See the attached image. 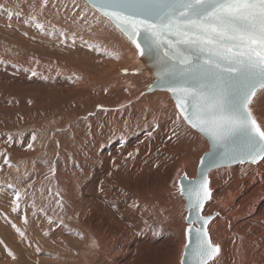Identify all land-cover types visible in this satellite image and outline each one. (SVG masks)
<instances>
[{"label": "rangeland", "instance_id": "rangeland-1", "mask_svg": "<svg viewBox=\"0 0 264 264\" xmlns=\"http://www.w3.org/2000/svg\"><path fill=\"white\" fill-rule=\"evenodd\" d=\"M0 6V29L6 26L16 33L18 28L39 27L36 33L30 31L35 35L30 44L36 42L35 48L30 46L38 58L28 61L26 67L41 62L40 57L46 61L41 70L24 73L12 60L31 59L32 52L22 51L29 47L26 40L21 39L24 46L14 44L12 38L0 34V49L10 53L3 38L13 46V50L7 46L13 55L0 60V264H179L186 212L177 194V178L182 173L196 176L198 159L208 150L206 139L186 125L176 107L162 111V100L173 101L167 91L147 93L142 101L152 107L140 108L135 100L153 78L138 63L137 50L126 36L134 52L119 57L112 44L115 41L101 39L103 29L95 27L77 44L54 42L55 29L49 24L46 27L47 22L39 17L48 15L52 20L56 13L64 16L65 22L75 17L81 21L83 13L116 28L86 1L0 0ZM64 28L71 30L77 25L69 22ZM58 45H64L66 53L59 54ZM96 48L118 57L119 63L89 75L87 69H95L94 64L82 63L78 52ZM138 77L146 79L140 88L133 86ZM103 100L112 101L106 104ZM113 102L117 103L111 107ZM12 127L15 129L10 130ZM134 144L136 148H132ZM115 145L118 147L113 148ZM183 158L188 161L180 166ZM188 163L193 164L192 169L185 167ZM246 163L214 169L209 175L211 193L218 185L223 188L227 184L233 167ZM218 211H206V215ZM228 233L229 223L224 222L222 234ZM70 236L74 238H67ZM95 236L101 238L99 249ZM101 247L105 252L100 255Z\"/></svg>", "mask_w": 264, "mask_h": 264}, {"label": "snow or ice", "instance_id": "snow-or-ice-1", "mask_svg": "<svg viewBox=\"0 0 264 264\" xmlns=\"http://www.w3.org/2000/svg\"><path fill=\"white\" fill-rule=\"evenodd\" d=\"M101 7L141 55L163 49L160 77L179 115L222 148L224 159L264 160V125L251 107L264 92V0H102ZM181 194L193 213L212 196L203 177ZM210 219L195 215L186 230L194 232L195 264L220 252L209 238Z\"/></svg>", "mask_w": 264, "mask_h": 264}, {"label": "bare ground", "instance_id": "bare-ground-1", "mask_svg": "<svg viewBox=\"0 0 264 264\" xmlns=\"http://www.w3.org/2000/svg\"><path fill=\"white\" fill-rule=\"evenodd\" d=\"M23 5V4H22ZM24 6V5H23ZM22 6V7H23ZM47 10V9H46ZM26 11V10H25ZM87 11V9L85 10V12ZM89 11V10H88ZM27 12V11H26ZM54 12V11H53ZM87 13V12H86ZM85 13V14H86ZM52 14V13H51ZM49 14V15H51ZM92 14V13H91ZM28 16H30V14H28ZM23 17V16H22ZM27 17V16H25ZM105 17V16H104ZM40 20H44L46 21L47 23L45 24L46 27L47 25H51L54 30V34L52 33V35H54L56 41L54 40L55 43L58 44V42L60 41H66V40H69V41H72V42H75L77 44V41L80 39L81 36H88V33H92L93 32V27H95L96 29L98 30H102L101 33L99 34V37L101 39H104V40H109V41H115L114 43H112L115 47H116V50L118 52V57L123 54V52H126V51H131L133 50L132 47L130 48V44L129 42H127L126 40V37L125 35L120 31L119 28H110L106 22L100 20L99 18H96L94 19L93 16L91 15L88 16V15H84L83 13L80 14V18H81V21H79L77 19V17L75 18H71L69 19V21L65 22L64 21V16L62 15H59V14H53L52 16V20H51V16H46L45 18H42V17H39ZM24 19V18H23ZM108 19V18H107ZM27 20V19H26ZM42 20V21H43ZM109 21V19H108ZM107 21V22H108ZM11 22V21H10ZM69 22H73L74 24L77 25V28L75 29H71V30H67L66 28H64V25L66 23H69ZM111 22V21H110ZM7 25L10 26V24L7 23ZM29 26V24H28ZM27 26V27H28ZM26 27V28H27ZM17 28V27H15ZM36 28H39L37 25L36 26H33V25H30V27H28L27 29H22V28H18L16 30H18L17 32H19L17 34V32L15 33V31H12L14 30L13 28L9 29V27H6V26H3L1 29H0V34H5V38L7 37L8 39L12 38V43L14 44H20V45H23L21 43V39L24 38L26 40L25 42V45H28V49L26 50L25 47H23L22 51H25V52H28V54L30 52H32V55H31V59H24L23 61H19V60H16V58L13 57V62L16 63V61L18 62V65L22 66L20 68H23L24 70H22L24 73L28 74L27 70L28 71H36V69L38 70H41V68L43 67V63L44 62V58L41 59L40 57V60L41 62H38L36 64H33L31 67H26V64L28 61H31L33 60V58L35 57L36 60L38 57H36V53H34V51L32 50V45H34L32 43V45L30 44L31 40L30 38L31 37H35L34 34H31V33H36L35 31ZM119 32H117L116 30ZM44 30V29H43ZM24 31H26V33H23ZM28 31V33H27ZM31 31V33H30ZM46 32V34L49 33L48 30H44ZM51 31V30H50ZM38 32V31H37ZM56 32H60V33H56ZM30 33V34H29ZM40 33V32H39ZM111 33V34H110ZM122 36H121V35ZM42 35V34H41ZM43 36V35H42ZM47 36V35H46ZM38 37L40 38V36L38 35ZM125 39H124V38ZM5 38L4 39V42H5V46H6V49L7 51H9L10 53H5L3 51V49H0V60L3 59H9L13 54V46L8 43V41L6 42L5 41ZM52 38V37H51ZM1 39V38H0ZM34 39V38H33ZM48 39V38H47ZM53 39V38H52ZM100 39V41H101ZM43 40V39H42ZM49 40V39H48ZM41 41V40H40ZM51 41V40H50ZM84 41V39H83ZM10 42V41H9ZM34 42V41H33ZM43 42V41H42ZM81 42V41H80ZM38 43V42H37ZM95 43V42H94ZM9 44V45H7ZM63 44V43H62ZM70 44V43H69ZM86 44V43H85ZM101 44V43H100ZM3 45V44H2ZM32 47H31V46ZM39 45V44H38ZM43 45V44H42ZM48 46V43H45V46ZM68 45V44H67ZM79 45H81L79 43ZM105 45V44H104ZM7 46L9 47L7 48ZM24 46V45H23ZM40 46H41V43H40ZM39 46V48H41ZM44 46V45H43ZM64 45H58L57 47V52H59V54L61 53H66L65 52V49L63 48ZM71 46V44H70ZM85 46V45H84ZM55 47V48H56ZM83 47V45H82ZM114 47V48H115ZM35 48V47H33ZM38 48V46H37ZM36 48V49H37ZM45 48V47H43ZM50 48V47H49ZM66 48V47H65ZM69 48V47H68ZM77 48V47H76ZM79 48V47H78ZM102 48V47H101ZM101 48H96L95 51L93 50V52H89V50H86L84 52H82L81 50L78 52V56L80 57V59L82 60V63H92L94 64V67L95 69H87L89 70L90 72H87V74L89 75H95L96 71L97 70H100V69H103V71H106L108 68H112L113 66H115L116 64L119 63V60H118V57H111V56H108V52H105L103 51ZM47 49V48H46ZM46 49L44 51H46ZM52 49V47L50 48ZM54 49V48H53ZM52 49V50H53ZM80 49V48H79ZM4 50H5V47H4ZM35 50V49H34ZM40 50V49H39ZM76 50V49H75ZM74 50V51H75ZM92 50V49H91ZM115 50V49H114ZM36 51V50H35ZM54 52L55 49L53 50ZM41 52V51H40ZM71 52V48H70V51ZM68 52V53H69ZM112 52V51H111ZM131 52H134L131 51ZM103 53V54H102ZM42 53H40L41 55ZM44 54V53H43ZM50 54V53H49ZM30 55V54H29ZM39 55V53H38ZM39 55V56H40ZM47 55V52L46 54ZM33 56V57H32ZM49 56V55H48ZM68 58V57H67ZM46 59V58H45ZM97 59V62H95V60ZM36 60L34 59L33 61L36 62ZM47 60V59H46ZM66 60V59H65ZM48 61V60H47ZM58 61V60H57ZM85 61H90V62H85ZM20 62V63H19ZM60 62V61H59ZM32 63V62H31ZM46 63V61L44 62ZM49 63V62H48ZM71 63V62H70ZM8 64V63H7ZM10 64V63H9ZM56 64V63H55ZM30 65V64H29ZM15 66V65H14ZM7 67V66H5ZM16 67V66H15ZM60 67V66H59ZM11 68V66H10ZM13 68V67H12ZM19 68V67H18ZM26 70V71H25ZM6 71V70H5ZM146 71V70H145ZM9 72V71H8ZM17 72V71H16ZM148 73V72H147ZM12 74V73H10ZM19 74V73H18ZM21 74V73H20ZM153 78V77H152ZM148 80V79H147ZM146 79H143V77H138L136 79H134L133 81V86L135 84L136 87H139L141 86V84L143 82H145ZM153 81H154V78H153ZM152 81V82H153ZM151 82V83H152ZM150 83V84H151ZM149 84V85H150ZM131 85V84H130ZM138 85V86H137ZM157 91V90H155ZM154 94V93H153ZM147 94H142V96L140 98H138L137 100L135 101H139V104L140 105V108H143L144 106L146 107H152L150 106L149 102H143L142 101V97ZM156 95V94H155ZM263 95H264V92H260L258 90V94L256 97H254V103L253 105H251V107L253 108V111H254V114H258L260 113V117L258 118V120L260 121V123L262 125H264V103H263ZM166 96V95H164ZM167 96L169 97V95L167 94ZM136 99V98H135ZM144 99V98H143ZM166 99V98H165ZM257 99H261V100H257ZM125 100V99H124ZM128 100V99H126ZM112 101V100H111ZM111 101L109 103H111ZM104 102V100H103ZM127 102V101H126ZM106 103V102H104ZM108 103V102H107ZM106 103V104H107ZM108 103V104H109ZM114 103V102H113ZM117 102H115L114 104L111 105V107H113V105H115ZM138 103V102H137ZM105 104V105H106ZM136 104V103H135ZM134 104V105H135ZM161 104L164 105L162 111H164L165 113L167 111H170V109L173 110V107L175 108L173 101L172 103L169 102L167 99L165 101H161ZM95 106V105H94ZM147 109H151V108H147ZM256 110V112H255ZM113 111V110H112ZM160 111V110H159ZM97 112V111H96ZM114 112V111H113ZM136 112V111H135ZM94 113V112H93ZM131 114H135V113H132L130 112ZM152 113V112H150ZM113 114V113H112ZM140 116V115H139ZM262 116V117H261ZM50 117V116H49ZM91 117V116H90ZM134 117H136V115H134ZM106 118V117H105ZM115 119H118V118H115ZM125 119V117L123 118ZM137 119V118H136ZM119 120V119H118ZM129 120V119H128ZM138 120V119H137ZM147 120V119H146ZM117 122V121H116ZM122 122V120H121ZM126 122V121H125ZM111 123V122H110ZM119 123H120V120H119ZM125 124V123H124ZM96 125V124H95ZM115 125V124H114ZM120 125V124H119ZM123 125V124H122ZM126 125V124H125ZM124 126V125H123ZM122 128V126L120 127ZM11 129H15V128H10ZM109 132V130H108ZM128 132V131H127ZM136 136V134H135ZM139 138V137H138ZM134 141V140H133ZM137 141V140H136ZM135 141V142H136ZM132 142V141H131ZM129 142V143H131ZM137 143H139L137 141ZM123 144V143H122ZM127 144V143H126ZM140 144V143H139ZM2 145V144H1ZM0 145V146H1ZM8 145V144H7ZM132 145V144H131ZM128 146V150L130 149V147L132 146ZM136 144H134V146L132 148H136L135 146ZM122 146V145H121ZM124 146V145H123ZM140 146V145H139ZM138 146V147H139ZM142 146V145H141ZM118 146L115 145V147L113 148H116ZM143 147V146H142ZM141 147V148H142ZM146 147V146H145ZM21 148V147H20ZM120 148V147H119ZM127 148V147H126ZM147 148V147H146ZM145 148V150H146ZM162 148V147H161ZM24 149V148H23ZM100 149V148H99ZM106 151L107 148H105ZM109 149V148H108ZM138 149V148H137ZM144 149V148H142ZM141 149V150H142ZM150 149V148H149ZM208 149V148H207ZM92 150V149H91ZM112 151L115 150L116 152V149H111ZM109 150V152L111 151ZM122 150V149H121ZM161 150V149H160ZM165 150V148H164ZM118 151V150H117ZM146 151H149V150H146ZM154 151V150H153ZM119 152V151H118ZM133 152V151H132ZM131 152V154H132ZM151 152V151H150ZM156 152V151H155ZM166 152V150L164 151ZM96 153V152H95ZM126 153V152H125ZM141 153V152H140ZM143 153V152H142ZM148 153V152H147ZM108 153H106L107 155ZM111 154V153H110ZM113 154V153H112ZM123 154V153H122ZM104 155V154H103ZM116 156V154H114ZM121 155V154H120ZM123 155H126V154H123ZM162 155V154H161ZM127 156V155H126ZM124 156V159L125 157ZM129 156V155H128ZM157 156V155H156ZM187 156V155H186ZM103 157V156H102ZM109 157V156H108ZM132 157V156H131ZM140 157V156H139ZM138 157V158H139ZM118 158V157H117ZM200 158V157H199ZM120 159V158H118ZM162 159V158H161ZM104 160V159H103ZM121 160V159H120ZM126 160H129L128 158ZM181 161V159H179ZM186 160V158H185ZM184 158L181 162H179V165L180 166H183L184 164H186V161L185 162ZM106 161V159H105ZM111 161V160H110ZM119 161V160H118ZM124 161V160H123ZM109 162V161H107ZM112 162V161H111ZM120 162V161H119ZM141 162V161H140ZM195 162V161H194ZM104 163V162H103ZM132 163V162H131ZM178 163V162H177ZM248 163V162H247ZM245 166H236V168L232 169V176H230L228 178V182L225 186H223V188L221 187V185L218 187H216L214 189V191L212 192V196H211V199L208 200L204 207H203V210H202V214L203 215H206V211H211L214 209H219V211L217 212V215H215L211 220L210 222L208 223V226H207V230H208V234H209V237L210 239L212 240V242H217L218 245L220 246V252L218 255L215 256V258L213 260H211L210 262H208V264H225V262H228L229 264H264V160H260L257 164L255 165H251V164H247ZM106 163H104L105 165ZM109 164V163H108ZM120 164V163H119ZM140 164V163H138ZM137 164V166H138ZM196 164V163H195ZM239 164V163H238ZM111 165V164H110ZM127 165V164H126ZM144 165V164H143ZM236 165V164H235ZM136 166V167H137ZM180 166L178 168H180ZM108 167V166H107ZM106 167V168H107ZM111 167V166H110ZM117 167V166H116ZM115 167V168H116ZM139 167V166H138ZM142 167V166H141ZM185 167H188V169H192L193 167V164L192 163H188L187 166ZM195 167V166H194ZM227 167V166H226ZM245 167V168H244ZM114 166H113V169H115ZM124 168V167H123ZM133 168V167H132ZM135 168V167H134ZM143 168V167H142ZM196 168V167H195ZM220 168V167H219ZM78 169V168H77ZM140 169V168H139ZM138 169V170H139ZM186 169V168H185ZM217 169V168H215ZM175 170V169H174ZM173 170V171H174ZM179 169H177L176 171V174L178 173V177L180 176L179 175V172H178ZM109 171V170H108ZM214 171L211 170L208 174V177L209 175L213 174L212 172ZM137 172V171H136ZM76 173V172H75ZM175 173V172H174ZM215 173V172H214ZM217 173V172H216ZM108 174V173H107ZM183 174V173H182ZM181 174V175H182ZM196 174V172H195ZM192 175V174H191ZM190 175V176H191ZM97 176V175H96ZM189 177V174L187 175ZM192 177V176H191ZM190 177V178H191ZM195 177V175H194ZM193 177V178H194ZM99 178V177H98ZM95 179V178H94ZM179 178H177L178 180ZM97 180V179H96ZM94 181V180H93ZM96 183V182H95ZM175 184V183H174ZM215 184V183H214ZM94 185V184H93ZM216 185V184H215ZM133 187V186H132ZM129 188V187H127ZM135 187H133L134 189ZM137 188V187H136ZM210 188V186H209ZM212 188V187H211ZM132 189V191H133ZM135 190V189H134ZM212 191V190H211ZM87 194V193H86ZM179 194V192L177 193ZM88 195V194H87ZM180 195V194H179ZM91 196V195H90ZM181 196V195H180ZM88 198V197H87ZM90 198V197H89ZM182 198V196H181ZM183 199V198H182ZM87 200V199H86ZM88 201V200H87ZM128 202V200H126ZM184 201V199H183ZM127 204V203H126ZM129 204V202H128ZM127 204V205H128ZM131 206V205H130ZM183 208H184V205H183ZM185 211V210H184ZM186 212V211H185ZM210 213V212H208ZM207 213V214H208ZM3 215V214H1ZM186 215V213H185ZM217 216V217H216ZM184 220V219H182ZM224 222H228L229 223V233L227 235H223L222 234V225ZM181 224H183V222H181ZM184 225V224H183ZM184 228V226H183ZM183 231V230H182ZM66 232V230H65ZM71 233V231H69ZM184 235H185V228H184V231H183ZM182 234V235H183ZM183 237V236H182ZM67 238H74V236H70V237H67ZM92 238V237H91ZM93 239V238H92ZM95 241V247H97L98 249L100 248L101 246V238H98L97 236H95V239H93ZM171 240V239H170ZM169 240V241H170ZM166 243V241H165ZM184 243H185V240H184ZM163 244V243H162ZM165 245V244H164ZM162 246V245H160ZM174 246V245H173ZM179 246V245H177ZM162 247H165V246H162ZM176 248V246H175ZM68 249V248H67ZM180 249V248H179ZM182 249H183V246H182ZM182 249H181V253H182ZM161 250V249H160ZM64 251V250H63ZM67 252V251H66ZM102 252H105L103 251V248L101 247V252H100V255ZM164 252V251H163ZM172 252V250H171ZM174 252V250H173ZM177 252V251H176ZM5 253V252H4ZM58 253V252H57ZM66 254V253H65ZM68 255V254H67ZM162 255V254H161ZM181 255V254H180ZM59 256H62V255H59ZM69 256V255H68ZM67 256V257H68ZM103 256V255H102ZM163 256V255H162ZM105 257V256H104ZM103 257V258H104ZM179 257V256H178ZM11 258V257H10ZM9 258V259H10ZM65 258V257H63ZM102 258V257H101ZM102 258V259H103ZM166 258V257H165ZM4 259L6 260L5 256H4ZM179 259V264H180V258H177ZM24 260V259H23ZM22 260V261H23ZM26 261V260H24ZM76 261V259H75ZM27 262V261H26ZM25 262V263H26ZM74 262V261H73ZM24 263V262H23ZM72 263V262H71ZM4 264V263H3ZM37 264V263H35Z\"/></svg>", "mask_w": 264, "mask_h": 264}, {"label": "water", "instance_id": "water-1", "mask_svg": "<svg viewBox=\"0 0 264 264\" xmlns=\"http://www.w3.org/2000/svg\"><path fill=\"white\" fill-rule=\"evenodd\" d=\"M84 1H86L91 7H93L95 10L100 12L103 16H105L104 15L105 10L101 7L102 0H84ZM108 11H111V9H108ZM111 23L113 25H115V23H113V22H111ZM137 42L141 43L139 38H137ZM135 48L137 50L138 63H140V65L146 70V72H148L154 78V81L147 87V89H145L143 91V94L151 93L155 90L167 91L170 94V96L172 97V100L175 103V107H176V101L174 100L172 93L168 91V87H169L168 83L165 80H162L160 77V74L163 73V71H164V68H163V66L159 60V55L163 54V49L160 50L159 54H157V52L155 50H153L152 52L145 51V54L141 55L140 50H138L136 46H135ZM176 110L179 113L177 107H176ZM181 117L183 119V116H181ZM184 122L191 129H193L194 131L199 133L204 139H206V141L208 143V150L205 151L204 153H202V155L198 159L196 176L194 178H190L186 174L183 173L180 176V178L177 180L178 191H179V194L184 199V210L186 211V215H185V223H186V226H185V243L183 245L182 253L180 255V264H195V258L191 254L192 253V247L194 246V243H195L194 232L186 235V230L189 229L190 227H192V228L195 227V225H192V218L195 215L207 216V217H211V219H212L216 215V213H212L209 215H203L202 214L203 209L200 210L198 213L191 212L187 207L186 197L181 194L182 189L185 188L189 184L190 181H195L196 179L201 178V177H203L207 180L208 187H209L208 174L211 170H213L215 168H219V167L235 165V164H238L240 162L239 161L228 162L222 156V152L224 151L222 148H220L219 146H213L212 141L209 139V137L205 133H202L199 130L192 128L185 120H184ZM246 162H248V161H245L243 163H246ZM207 201L208 200H206L204 202V205ZM210 220L208 221V223L210 222ZM185 245H188V247H185Z\"/></svg>", "mask_w": 264, "mask_h": 264}]
</instances>
